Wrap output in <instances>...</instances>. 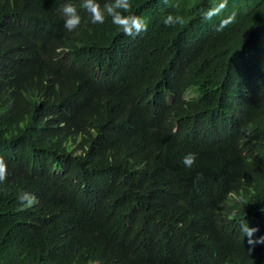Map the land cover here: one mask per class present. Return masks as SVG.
Segmentation results:
<instances>
[{"label": "trees", "instance_id": "16d2710c", "mask_svg": "<svg viewBox=\"0 0 264 264\" xmlns=\"http://www.w3.org/2000/svg\"><path fill=\"white\" fill-rule=\"evenodd\" d=\"M81 2L0 0V264H264V0Z\"/></svg>", "mask_w": 264, "mask_h": 264}, {"label": "clouds", "instance_id": "9594fccd", "mask_svg": "<svg viewBox=\"0 0 264 264\" xmlns=\"http://www.w3.org/2000/svg\"><path fill=\"white\" fill-rule=\"evenodd\" d=\"M167 2V0H165ZM228 6L227 0H219L214 3L208 9H201L200 15L205 21H211L214 17L219 16ZM130 0H110L106 2L103 7L97 0H82L80 8L86 11L90 17L92 24H103L105 18L110 17L111 22L122 30L126 36H136L147 30V22L144 18L131 13ZM62 19L64 20L63 27L72 32L76 30L81 24V16L78 14L77 8L72 3H64L59 9ZM235 19V13L224 18L216 26L217 31H222ZM184 23V17L182 15H173L169 13L163 18V24L165 27H175L176 25H182ZM197 159L196 153H187L182 157V164L191 169ZM7 180V165L3 158L0 157V184H3ZM232 196V194H230ZM18 203L21 205V210L33 206L37 202L35 195L29 192L18 193ZM243 232L251 238L257 231L255 228H249L247 224L242 226ZM250 244L264 243V237H261L259 241H253L249 239ZM251 251V250H250Z\"/></svg>", "mask_w": 264, "mask_h": 264}]
</instances>
